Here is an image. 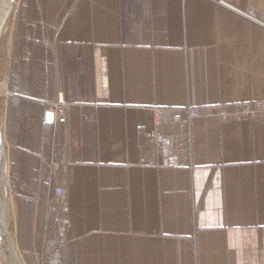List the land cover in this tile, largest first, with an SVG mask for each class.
Instances as JSON below:
<instances>
[{
  "label": "crops",
  "instance_id": "1",
  "mask_svg": "<svg viewBox=\"0 0 264 264\" xmlns=\"http://www.w3.org/2000/svg\"><path fill=\"white\" fill-rule=\"evenodd\" d=\"M13 2L0 125L20 264H264V28L231 10L264 23V0ZM57 80L65 126L46 118ZM189 107L218 111L188 124L190 167L143 165L153 110Z\"/></svg>",
  "mask_w": 264,
  "mask_h": 264
},
{
  "label": "built area",
  "instance_id": "2",
  "mask_svg": "<svg viewBox=\"0 0 264 264\" xmlns=\"http://www.w3.org/2000/svg\"><path fill=\"white\" fill-rule=\"evenodd\" d=\"M237 15L243 17L252 24L264 28V23L259 20L252 11H239L231 8ZM1 98L7 94L6 83L1 90ZM213 107H189L177 113L178 119L175 121H166L160 119L161 110L154 109V131L149 137L148 144L145 147L142 164L154 169H178L190 167L189 147L190 135L188 124L199 117H206L214 113ZM49 110L53 115L54 121L65 126L67 124V106L64 103L59 80L55 82L50 90ZM237 113H248L247 106H236ZM171 113V112H170ZM222 116L221 120H225ZM54 208L60 214V223L66 222L67 204L65 199L64 185L54 188L53 200ZM18 211V205L12 208L13 214ZM7 255L13 264L12 255L2 252V257Z\"/></svg>",
  "mask_w": 264,
  "mask_h": 264
},
{
  "label": "bare ground",
  "instance_id": "3",
  "mask_svg": "<svg viewBox=\"0 0 264 264\" xmlns=\"http://www.w3.org/2000/svg\"><path fill=\"white\" fill-rule=\"evenodd\" d=\"M13 1L14 0H0V35L2 33L6 19L9 16L11 5L14 3ZM1 132L2 130L0 127V171L1 170L4 171L6 169V150L2 140ZM5 200L6 198L4 193V195L0 196V207H1L0 209L9 213V206L6 205L3 206L6 202ZM5 219L7 223L10 220L8 216H5ZM6 221L4 220V222H2V220H0V264H10L9 258L8 259L2 258V252L12 255L13 264H20V259L17 258L16 253L14 252L15 256L13 254V245H12L13 241L10 235L8 234L7 231L8 224L6 223ZM4 256L7 257V255Z\"/></svg>",
  "mask_w": 264,
  "mask_h": 264
},
{
  "label": "rangeland",
  "instance_id": "4",
  "mask_svg": "<svg viewBox=\"0 0 264 264\" xmlns=\"http://www.w3.org/2000/svg\"><path fill=\"white\" fill-rule=\"evenodd\" d=\"M12 7H13V4L11 5V9L12 10L10 9V13H9L8 18L10 16H12V12H13V8ZM7 21H8V19H6V22L4 24V27H3V30H2V33H1V36H0V80H2L1 76L3 75V72H4L3 71L4 67L2 65L3 54H2V50H1V45H2V42H3L2 41V36H3V32H4L5 25H7ZM1 90H2V84L0 83V109H1L2 101H3V98L1 99V95H2L1 94ZM213 110H214V113L213 114H216L217 115V113H218L217 109H213ZM222 116H224V115H218L219 118H221ZM0 127H1V125H0ZM1 134H2V132H1ZM16 190H17V185L12 180L11 173H10V168H9V164L6 161V169L4 171H2V170L0 171V196L1 195H4V193H5V198H6L5 201L6 202H5V204L3 206H5V205L6 206H9L10 207V210H9V213H7L6 211H3L2 209H0V220H2V222H4V220L6 221L5 216H8L9 217L10 220L8 221V223L6 221V223L8 224L7 231H8V234L9 235L12 234V233H10L11 232L10 224H11V217L13 215V212H12L13 203L15 202L13 200V197L21 198L23 196V195H21V196L18 195V192ZM49 200L51 201V196L49 197ZM4 212H5V214H4ZM2 258H6V257L3 256ZM18 258H19V256H18Z\"/></svg>",
  "mask_w": 264,
  "mask_h": 264
},
{
  "label": "water",
  "instance_id": "5",
  "mask_svg": "<svg viewBox=\"0 0 264 264\" xmlns=\"http://www.w3.org/2000/svg\"><path fill=\"white\" fill-rule=\"evenodd\" d=\"M46 118H48L49 121H50V119L52 120L53 116H52V114L49 112V113L46 115Z\"/></svg>",
  "mask_w": 264,
  "mask_h": 264
}]
</instances>
